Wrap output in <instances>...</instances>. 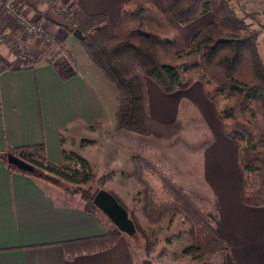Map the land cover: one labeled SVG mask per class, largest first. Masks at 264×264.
Wrapping results in <instances>:
<instances>
[{
    "label": "crops",
    "instance_id": "0c3cea01",
    "mask_svg": "<svg viewBox=\"0 0 264 264\" xmlns=\"http://www.w3.org/2000/svg\"><path fill=\"white\" fill-rule=\"evenodd\" d=\"M9 1L29 21L43 25L68 45L73 34L67 35L64 27L70 13L104 14L113 34L128 0H0L4 4ZM151 1L167 14L163 0ZM213 19V13L206 12L178 27L189 37ZM43 44L14 14L6 11L0 18V153L42 143L54 165H62V149L73 150L90 162L97 176H113L114 170L122 175L124 169L118 165H124L130 152L145 153L156 145L143 142L141 135L115 128L104 97L96 90L94 80L101 76L98 71L91 65L89 70L81 67L74 53L75 68L67 71L70 68L56 58L42 56ZM23 52L28 60L21 56ZM146 90L152 117L171 121L186 114L181 106L189 105L210 135L199 145V179L211 197L209 220L227 245L225 264H264V207L244 204L239 145L224 134L202 83L197 80L188 88L165 94L147 78ZM69 131L76 133V139L67 140ZM77 133L89 142L82 145ZM129 136L137 139V144H132ZM94 146L100 153H92ZM154 158L151 155L149 160ZM146 176L158 182L153 172L146 173L148 179ZM109 227V218L86 210L78 196L11 170L0 157V264H134L124 235L109 248L67 255L65 242L101 236Z\"/></svg>",
    "mask_w": 264,
    "mask_h": 264
},
{
    "label": "trees",
    "instance_id": "16d2710c",
    "mask_svg": "<svg viewBox=\"0 0 264 264\" xmlns=\"http://www.w3.org/2000/svg\"><path fill=\"white\" fill-rule=\"evenodd\" d=\"M163 1L171 19L151 0H128L121 12V30L116 33L110 32L104 14L84 11L70 17L64 30L67 35L81 33L79 41L89 59L117 91L116 129L172 138L179 131L178 127L173 128L178 122L161 124L151 117L145 80H154L165 93L188 88L196 80L202 82L225 134L238 142L242 200L251 207H264V58L257 35L249 29L250 15H239L231 0ZM5 12V4L0 2V18ZM206 12L213 13V21L184 37L178 25ZM132 15H136V22L127 26ZM86 142L89 141L83 140L82 145ZM8 154L28 162L33 169L23 170L9 163ZM0 157L11 170L43 183L64 185V191L78 196L86 210L106 216L93 204L99 190L93 189L96 173L78 152L62 149L61 166L48 160L42 143L16 147L0 153ZM106 190L128 211L136 229L134 235L140 234L150 243L149 236L124 202L112 190ZM176 197L189 215L211 234L203 245L214 240L227 248L221 236L197 215L188 201L179 194ZM109 221V229L101 236L65 242L67 255L113 246L124 232ZM199 245L202 243L191 245L188 250L193 251Z\"/></svg>",
    "mask_w": 264,
    "mask_h": 264
},
{
    "label": "rangeland",
    "instance_id": "374dc122",
    "mask_svg": "<svg viewBox=\"0 0 264 264\" xmlns=\"http://www.w3.org/2000/svg\"><path fill=\"white\" fill-rule=\"evenodd\" d=\"M231 1L236 7L239 15H250V17L247 18L249 29L251 33L257 35L261 53L264 58V0ZM240 3L243 6H241ZM75 13L76 12L70 13V15L68 14L69 21L70 17ZM165 15L171 19L168 13ZM135 22L136 15H132L128 17L126 25L132 26ZM118 30H121V27L118 26L116 31ZM45 31L47 35L52 38L48 41L46 37H41L44 43L42 46V56L46 59H52L54 57L62 66L70 68L67 69V71H73L72 69L75 68L76 65V59L72 54L74 53L81 67L85 66V68L89 70L88 67L91 65V67L98 71L101 76L100 80H94L96 90L103 95L107 112L115 121V114L118 106V93L113 85L93 65L79 41V38L72 35L68 45H66L53 33L46 29ZM116 31L114 33H116ZM17 48L18 47L12 46L13 51L17 50ZM21 56H23L25 60L29 59L28 54L25 52L21 53ZM82 70L84 69L82 68ZM102 81L105 83L103 86L99 83ZM146 81L147 79L145 80V84ZM157 86L160 88L158 84ZM161 91L165 93L162 89ZM205 96L207 97L206 94ZM207 99L213 106L215 115L221 123L213 102L208 97ZM188 107L189 105L181 106V111H183V113L186 112V114L171 121L163 122L151 116L161 124L178 122L173 128L176 129L178 127L179 131L170 139L141 135V137H143V142L152 141V145L156 146H152V151L150 146L145 153L139 151L130 152L129 155L126 156L124 165H118V167L124 169L122 175L116 170L113 171L114 177H101L97 176L96 173L97 178L93 185V189L104 188L112 190L124 202L132 215L140 223L143 231L149 236L150 243L146 242L140 234L132 236L126 233L123 234L132 250L134 264L226 263L229 253L227 248H224L219 241L214 240L203 245V241H206L211 234L204 226L199 225L198 222L194 220L195 217L189 215L182 203L177 200L178 197H176V195L179 194L187 200L191 207L197 212V215L203 218L209 226L217 232L211 224L207 213V209L211 210L212 208L211 197L208 196L207 190L203 188V183L199 179V162L201 158V149L199 145L204 142V139H206V143L210 135L203 129V124L199 122L196 111ZM221 127L223 129L222 123ZM135 134L136 133H134V135ZM65 135L67 140L70 137L76 139V133L73 131H69ZM129 137H131L129 139L133 142H131L132 144H137V139L132 136ZM226 137L229 138L227 135ZM82 138L83 137L77 133V139L80 143L84 140ZM126 142L128 144L129 140L127 139ZM138 144L141 145L142 143ZM147 145H149V142ZM92 149L93 154L97 152L100 153L98 146H94ZM151 155L155 158L149 160ZM93 160L96 161L98 159L93 157ZM96 166L98 169L101 168L100 164ZM151 172L154 173L155 177L157 176V183L156 181L151 182L147 176L148 179L144 178L146 173ZM117 174L120 176L117 177ZM45 183L47 186L53 185L47 184L48 182ZM157 185L162 186V188H158L159 186ZM56 186L64 187L62 184ZM200 242L202 245H199L198 248H194L193 251L188 250L191 245L197 246Z\"/></svg>",
    "mask_w": 264,
    "mask_h": 264
},
{
    "label": "water",
    "instance_id": "95a60500",
    "mask_svg": "<svg viewBox=\"0 0 264 264\" xmlns=\"http://www.w3.org/2000/svg\"><path fill=\"white\" fill-rule=\"evenodd\" d=\"M74 36L79 39L82 37L79 31ZM8 162L23 170H32L33 166L28 162L8 154ZM93 204L99 208L122 232L128 235L135 234V226L129 218L128 211L116 200V198L106 189L101 188L97 191L93 198Z\"/></svg>",
    "mask_w": 264,
    "mask_h": 264
},
{
    "label": "built area",
    "instance_id": "2783aa9c",
    "mask_svg": "<svg viewBox=\"0 0 264 264\" xmlns=\"http://www.w3.org/2000/svg\"><path fill=\"white\" fill-rule=\"evenodd\" d=\"M5 9L9 13L14 14L20 19L22 25L24 26L25 30L28 33L38 35L40 37H46L48 41L51 40L52 37L47 35L44 27L39 23L29 21L23 14L19 13L17 9L14 7V4L12 1L5 3Z\"/></svg>",
    "mask_w": 264,
    "mask_h": 264
}]
</instances>
